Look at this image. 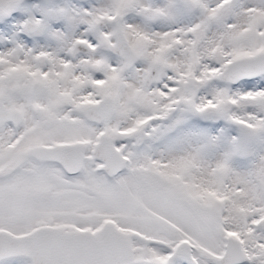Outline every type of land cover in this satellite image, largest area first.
I'll return each instance as SVG.
<instances>
[{
	"label": "snow or ice",
	"instance_id": "1",
	"mask_svg": "<svg viewBox=\"0 0 264 264\" xmlns=\"http://www.w3.org/2000/svg\"><path fill=\"white\" fill-rule=\"evenodd\" d=\"M0 264H264V0H0Z\"/></svg>",
	"mask_w": 264,
	"mask_h": 264
}]
</instances>
